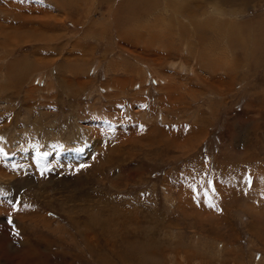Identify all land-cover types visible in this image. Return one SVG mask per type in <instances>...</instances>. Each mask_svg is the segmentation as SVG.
<instances>
[{"label": "rangeland", "instance_id": "374dc122", "mask_svg": "<svg viewBox=\"0 0 264 264\" xmlns=\"http://www.w3.org/2000/svg\"><path fill=\"white\" fill-rule=\"evenodd\" d=\"M0 264H264V0H0Z\"/></svg>", "mask_w": 264, "mask_h": 264}, {"label": "snow or ice", "instance_id": "6c2138e0", "mask_svg": "<svg viewBox=\"0 0 264 264\" xmlns=\"http://www.w3.org/2000/svg\"><path fill=\"white\" fill-rule=\"evenodd\" d=\"M210 206H213V205H210Z\"/></svg>", "mask_w": 264, "mask_h": 264}]
</instances>
